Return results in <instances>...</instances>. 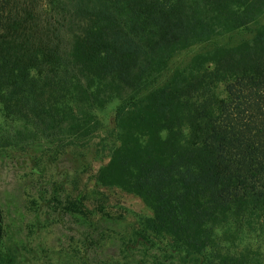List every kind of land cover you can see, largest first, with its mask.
<instances>
[{"label":"trees","instance_id":"16d2710c","mask_svg":"<svg viewBox=\"0 0 264 264\" xmlns=\"http://www.w3.org/2000/svg\"><path fill=\"white\" fill-rule=\"evenodd\" d=\"M112 102L97 181L152 210L134 239L264 264V0H0L4 143L88 138Z\"/></svg>","mask_w":264,"mask_h":264},{"label":"rangeland","instance_id":"374dc122","mask_svg":"<svg viewBox=\"0 0 264 264\" xmlns=\"http://www.w3.org/2000/svg\"><path fill=\"white\" fill-rule=\"evenodd\" d=\"M114 106L88 138L7 145L0 136V264L207 263L182 261L166 239H134L152 210L140 196L97 181L109 161L104 136L114 128ZM246 241L240 235L232 244L243 259Z\"/></svg>","mask_w":264,"mask_h":264}]
</instances>
